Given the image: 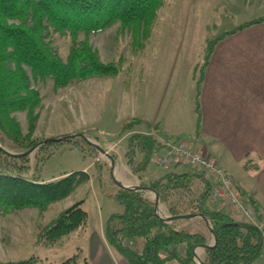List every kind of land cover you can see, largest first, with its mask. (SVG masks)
I'll use <instances>...</instances> for the list:
<instances>
[{
    "label": "rangeland",
    "instance_id": "rangeland-1",
    "mask_svg": "<svg viewBox=\"0 0 264 264\" xmlns=\"http://www.w3.org/2000/svg\"><path fill=\"white\" fill-rule=\"evenodd\" d=\"M260 18H264V0H166L141 47L134 44L132 35L120 22L90 34L89 43L100 60L117 66L116 76L93 77L62 89H55L52 79L33 81L41 103L35 111L38 118L32 137L42 140L83 134L95 146L92 149L82 138L72 137L42 151L38 147L28 155L26 176L35 174L50 181L65 173L84 171L89 177L69 197L52 202L45 211L34 207L0 214V262L36 257L41 264H60L73 256L78 257L77 264H84L85 256L90 261L94 243L99 246L98 238L104 233V222L124 209L112 196L120 185L149 186L153 180L173 172L202 175L194 179L192 193L199 195L207 180L211 185L212 208L250 222L264 236V148L257 151L247 148L243 156L227 150L225 153L202 140L199 136L202 133L190 131L194 126L199 130L202 125L201 87L217 45L248 30L259 33L264 21L238 29ZM51 38L53 47L66 58L73 45L72 37L54 33ZM84 39L81 34L78 42ZM211 47L213 51L209 53ZM15 116L27 134V111L16 112ZM134 119L137 121L131 123ZM148 133L159 148L140 178L128 164V139L133 134ZM172 133L181 134L172 136L176 135ZM183 143L190 152L204 156L208 163L193 164L187 157L178 155L174 145ZM3 147L16 152L7 140ZM169 147L173 148L172 155L168 153ZM133 152L135 164L142 162L141 150ZM141 191L148 199L158 202L161 217L171 215L156 191L148 188ZM80 200H84L83 208L88 213L86 225L55 243L40 235L60 212ZM169 223L178 229L203 232L213 244L211 223L206 217L197 215ZM106 244L109 246L107 241ZM142 247L143 240H138L136 248ZM205 250L202 245L195 248L198 264H205ZM116 257L126 264L123 258ZM254 264H264V245Z\"/></svg>",
    "mask_w": 264,
    "mask_h": 264
},
{
    "label": "trees",
    "instance_id": "trees-1",
    "mask_svg": "<svg viewBox=\"0 0 264 264\" xmlns=\"http://www.w3.org/2000/svg\"><path fill=\"white\" fill-rule=\"evenodd\" d=\"M165 1L0 0V144L3 146L7 140L16 149L15 153L22 154L39 144V151H42L46 146L64 142L32 137L38 118L35 111L41 103L33 81L52 79L55 89H62L93 77L116 76L117 66L100 60L89 43L90 34L102 32L120 22L132 35L134 44L141 47V41L150 34ZM262 21L264 18L245 23L238 30ZM54 33L69 35L73 39L66 58L53 47L51 36ZM81 34L85 39L78 42ZM212 51L211 47L209 53ZM19 111H27V134L15 116ZM135 121L137 119L131 123ZM129 126L127 124L128 129ZM74 135L77 134L66 136ZM55 138L58 137L51 139ZM128 146V164L142 178L159 145L148 133L133 134L128 139ZM135 149L144 154L138 164L132 156ZM28 157L0 150V214L34 207L45 211L52 202L69 197L81 182L88 180L89 176L84 171L65 173V176L50 181L35 174L26 176ZM201 176L191 171L166 173L150 182L149 186L142 184L141 187L156 191L171 215L179 217V220L196 214L209 220L217 242L206 248L205 264H254L263 252L262 231L229 212L212 208L211 185L207 180L199 195L192 193L194 179ZM112 196L124 209L106 219L104 236L114 253L128 264H198L195 248L211 245L203 232L178 229L164 221L157 213L156 203L145 197L142 191L120 187ZM83 203L84 200H80L60 212L40 235L55 243L86 225L88 213ZM138 240H143L141 250L136 248ZM77 259L73 256L60 264H77ZM83 261L91 264L86 256ZM0 264L41 263L36 257H28Z\"/></svg>",
    "mask_w": 264,
    "mask_h": 264
},
{
    "label": "crops",
    "instance_id": "crops-1",
    "mask_svg": "<svg viewBox=\"0 0 264 264\" xmlns=\"http://www.w3.org/2000/svg\"><path fill=\"white\" fill-rule=\"evenodd\" d=\"M251 31L256 30L227 37L217 45L201 87L202 125L190 129L192 134L202 133L200 138L214 148L240 156L247 148H264V47L260 49L264 28ZM104 238L102 233L99 246L94 243L91 264H121Z\"/></svg>",
    "mask_w": 264,
    "mask_h": 264
},
{
    "label": "water",
    "instance_id": "water-1",
    "mask_svg": "<svg viewBox=\"0 0 264 264\" xmlns=\"http://www.w3.org/2000/svg\"><path fill=\"white\" fill-rule=\"evenodd\" d=\"M72 137H80L82 139H84L85 141H87L89 144L95 146V143H93L91 140H89L88 138H86L83 134H77V135H74V136H64V137H59V138H55V139H47L46 141H52V140H55V141H65V140H69V139H72ZM45 141V142H46ZM43 142V143H45ZM42 143V144H43ZM41 144H39L38 146L34 147L32 150H30L29 152L27 153H22V154H17V153H14V152H11V151H8L7 149H5L1 144H0V150H2L3 152L7 153V154H10V155H14V156H20V155H29L31 152H33L34 150H36ZM99 150H101L103 153L107 154L108 155V152H106L104 149L100 148L99 147ZM120 187L122 188H127V189H134V190H139L141 191L142 189L144 188H148L150 189L149 187H129V186H125V185H120ZM152 190V189H150ZM158 195V194H157ZM159 197V196H158ZM159 199V198H158ZM160 200V199H159ZM156 203V210H157V207H158V202H155ZM158 213V211H157ZM159 215V213H158ZM160 216V215H159ZM194 216H197L194 215ZM202 217H204L203 215H201ZM161 217V216H160ZM164 221L166 222H169L171 220H176L178 219L179 217H174L172 215H170L169 217H161ZM217 242V239L214 238V241H213V244L211 245H208V246H205L206 248H211L212 246H214ZM194 253H195V250H194Z\"/></svg>",
    "mask_w": 264,
    "mask_h": 264
},
{
    "label": "built area",
    "instance_id": "built-area-1",
    "mask_svg": "<svg viewBox=\"0 0 264 264\" xmlns=\"http://www.w3.org/2000/svg\"><path fill=\"white\" fill-rule=\"evenodd\" d=\"M174 147H175V149H176V153L178 154V155H181V156H185V157H187L189 160H190V162L191 163H193V164H196V163H203V164H206V163H208V161H206L204 158V156H202V155H198V154H194V153H192V152H190L189 150H188V148L185 146V144L183 143V144H181V145H174ZM170 151V152H169ZM169 151H168V153H169V155H172V153H174L173 152V148L171 149L170 147H169ZM222 177V176H221ZM222 179H224V176L222 177ZM231 199L234 201L235 200V198H232L231 197ZM238 203H240V202H238Z\"/></svg>",
    "mask_w": 264,
    "mask_h": 264
}]
</instances>
